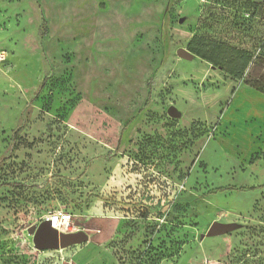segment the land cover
Wrapping results in <instances>:
<instances>
[{
	"label": "rangeland",
	"instance_id": "1",
	"mask_svg": "<svg viewBox=\"0 0 264 264\" xmlns=\"http://www.w3.org/2000/svg\"><path fill=\"white\" fill-rule=\"evenodd\" d=\"M195 35L264 58V0H0V264H264V94Z\"/></svg>",
	"mask_w": 264,
	"mask_h": 264
},
{
	"label": "trees",
	"instance_id": "2",
	"mask_svg": "<svg viewBox=\"0 0 264 264\" xmlns=\"http://www.w3.org/2000/svg\"><path fill=\"white\" fill-rule=\"evenodd\" d=\"M263 49V46H262ZM187 50L194 57L219 68L236 80H244L252 89L264 94V58L223 42L195 35L188 43ZM250 71V73H247ZM253 75L257 78H253Z\"/></svg>",
	"mask_w": 264,
	"mask_h": 264
},
{
	"label": "water",
	"instance_id": "3",
	"mask_svg": "<svg viewBox=\"0 0 264 264\" xmlns=\"http://www.w3.org/2000/svg\"><path fill=\"white\" fill-rule=\"evenodd\" d=\"M177 55L186 60H193L194 55L187 49L180 48L177 51ZM171 117H177L178 113L175 107H170L168 111ZM238 228L236 223H220L214 222L209 231L207 237H216L231 233ZM29 235L33 237V242L38 250L45 249H62L69 247L73 244L84 243L88 241V236L83 232L77 233H63L59 232L53 227L50 221H43L39 225H33L28 229Z\"/></svg>",
	"mask_w": 264,
	"mask_h": 264
},
{
	"label": "built area",
	"instance_id": "4",
	"mask_svg": "<svg viewBox=\"0 0 264 264\" xmlns=\"http://www.w3.org/2000/svg\"><path fill=\"white\" fill-rule=\"evenodd\" d=\"M1 59H4V56H0ZM0 59V60H1ZM51 217L46 218L44 221H50L52 223V225L55 223L54 219L53 220H50ZM56 220L59 224L60 227H62V230H59L56 229L59 231V232H63V233H68V230H69V227H70V219L69 218H64V219H61L59 216H56ZM62 224V226H61ZM54 227V226H53Z\"/></svg>",
	"mask_w": 264,
	"mask_h": 264
},
{
	"label": "bare ground",
	"instance_id": "5",
	"mask_svg": "<svg viewBox=\"0 0 264 264\" xmlns=\"http://www.w3.org/2000/svg\"><path fill=\"white\" fill-rule=\"evenodd\" d=\"M50 217H51L50 220H53L54 219V221H55V223L53 224V226L56 227L59 230H62V227L59 226V224H58V222L56 220V216H50ZM47 218L49 219V217H47ZM61 226H62V224H61Z\"/></svg>",
	"mask_w": 264,
	"mask_h": 264
}]
</instances>
